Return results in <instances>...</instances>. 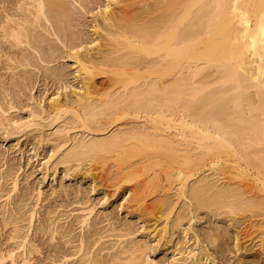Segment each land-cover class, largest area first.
I'll return each mask as SVG.
<instances>
[{"label":"bare ground","instance_id":"1","mask_svg":"<svg viewBox=\"0 0 264 264\" xmlns=\"http://www.w3.org/2000/svg\"><path fill=\"white\" fill-rule=\"evenodd\" d=\"M123 2L103 12L104 55H71L85 91L70 108L51 105V124L70 112L69 129L81 127L59 144L64 161L113 153L115 189L135 180L136 205L162 213L166 232L209 210L264 244V0ZM36 8L58 14L65 4Z\"/></svg>","mask_w":264,"mask_h":264},{"label":"rangeland","instance_id":"2","mask_svg":"<svg viewBox=\"0 0 264 264\" xmlns=\"http://www.w3.org/2000/svg\"><path fill=\"white\" fill-rule=\"evenodd\" d=\"M123 1L60 0L64 11L40 15L37 0H0V264H264L254 228L239 235L247 224L224 214L203 210L166 232L162 213L136 205L135 180L115 189L113 153L64 161L59 144L81 127L69 129L70 112L51 124V105L70 108L85 91L71 55H104L103 12Z\"/></svg>","mask_w":264,"mask_h":264}]
</instances>
